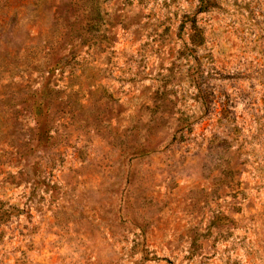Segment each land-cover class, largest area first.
Returning <instances> with one entry per match:
<instances>
[{"label": "rangeland", "instance_id": "374dc122", "mask_svg": "<svg viewBox=\"0 0 264 264\" xmlns=\"http://www.w3.org/2000/svg\"><path fill=\"white\" fill-rule=\"evenodd\" d=\"M0 264H264V0H0Z\"/></svg>", "mask_w": 264, "mask_h": 264}, {"label": "trees", "instance_id": "16d2710c", "mask_svg": "<svg viewBox=\"0 0 264 264\" xmlns=\"http://www.w3.org/2000/svg\"><path fill=\"white\" fill-rule=\"evenodd\" d=\"M199 32H200V31L196 28V29H195V32H194V34H193V36L195 37L196 35L200 34ZM194 37L192 38V42H193L194 44L200 45V42L195 41V40H194Z\"/></svg>", "mask_w": 264, "mask_h": 264}]
</instances>
